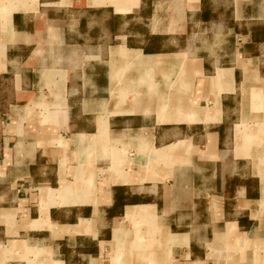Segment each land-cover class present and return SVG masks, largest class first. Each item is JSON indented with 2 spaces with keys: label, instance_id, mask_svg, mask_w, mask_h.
Masks as SVG:
<instances>
[{
  "label": "crops",
  "instance_id": "crops-1",
  "mask_svg": "<svg viewBox=\"0 0 264 264\" xmlns=\"http://www.w3.org/2000/svg\"><path fill=\"white\" fill-rule=\"evenodd\" d=\"M0 264H264V0H0Z\"/></svg>",
  "mask_w": 264,
  "mask_h": 264
},
{
  "label": "rangeland",
  "instance_id": "rangeland-1",
  "mask_svg": "<svg viewBox=\"0 0 264 264\" xmlns=\"http://www.w3.org/2000/svg\"><path fill=\"white\" fill-rule=\"evenodd\" d=\"M182 40H183V42L181 43V45L185 43V40L184 39H182ZM200 40L203 42L204 48L210 49V45L212 43L210 36H208V37L205 36L202 38L197 37L196 39L195 38H191V39L189 38V45L193 48L194 44H196V46H197L199 44Z\"/></svg>",
  "mask_w": 264,
  "mask_h": 264
},
{
  "label": "trees",
  "instance_id": "trees-1",
  "mask_svg": "<svg viewBox=\"0 0 264 264\" xmlns=\"http://www.w3.org/2000/svg\"><path fill=\"white\" fill-rule=\"evenodd\" d=\"M210 18H211V12L209 10L204 11V13H203V19L207 21Z\"/></svg>",
  "mask_w": 264,
  "mask_h": 264
}]
</instances>
